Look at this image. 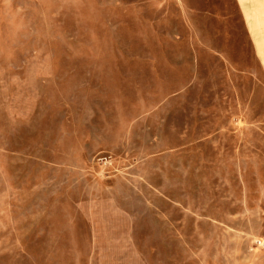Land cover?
<instances>
[{"label": "rangeland", "instance_id": "rangeland-1", "mask_svg": "<svg viewBox=\"0 0 264 264\" xmlns=\"http://www.w3.org/2000/svg\"><path fill=\"white\" fill-rule=\"evenodd\" d=\"M0 264H264V0H0Z\"/></svg>", "mask_w": 264, "mask_h": 264}]
</instances>
